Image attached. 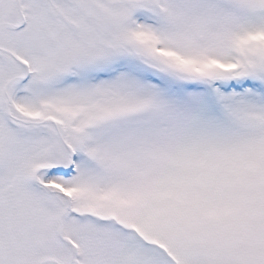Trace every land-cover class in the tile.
<instances>
[{"label":"snow or ice","instance_id":"6c2138e0","mask_svg":"<svg viewBox=\"0 0 264 264\" xmlns=\"http://www.w3.org/2000/svg\"><path fill=\"white\" fill-rule=\"evenodd\" d=\"M0 264H264V0H0Z\"/></svg>","mask_w":264,"mask_h":264}]
</instances>
